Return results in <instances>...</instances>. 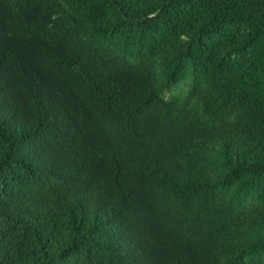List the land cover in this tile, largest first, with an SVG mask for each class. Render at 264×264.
Here are the masks:
<instances>
[{
    "label": "trees",
    "instance_id": "obj_1",
    "mask_svg": "<svg viewBox=\"0 0 264 264\" xmlns=\"http://www.w3.org/2000/svg\"><path fill=\"white\" fill-rule=\"evenodd\" d=\"M0 264H264V0H0Z\"/></svg>",
    "mask_w": 264,
    "mask_h": 264
}]
</instances>
